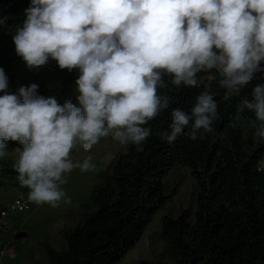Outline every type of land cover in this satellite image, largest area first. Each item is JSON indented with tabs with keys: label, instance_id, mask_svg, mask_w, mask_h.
Masks as SVG:
<instances>
[{
	"label": "clouds",
	"instance_id": "obj_1",
	"mask_svg": "<svg viewBox=\"0 0 264 264\" xmlns=\"http://www.w3.org/2000/svg\"><path fill=\"white\" fill-rule=\"evenodd\" d=\"M24 16L12 40L29 70L50 58L79 70L80 107L40 95L36 83L10 92L0 67V159L7 141L20 142L17 179L38 205L57 207L66 197L62 177L94 167L91 157L70 160L77 142L89 151L110 134L125 145L148 140L147 125L172 102L158 91L168 87L165 76L175 88L195 87L199 72L216 69L220 87L237 95L257 73L264 79V0H31ZM245 109L255 114L254 137L264 140V82L241 99L237 112ZM218 118L214 97L201 93L190 114L172 108L157 135L171 144L190 127L191 139L203 138Z\"/></svg>",
	"mask_w": 264,
	"mask_h": 264
},
{
	"label": "trees",
	"instance_id": "obj_2",
	"mask_svg": "<svg viewBox=\"0 0 264 264\" xmlns=\"http://www.w3.org/2000/svg\"><path fill=\"white\" fill-rule=\"evenodd\" d=\"M31 0H0V67L20 59L12 37L22 26L24 9ZM79 70H61L52 60L51 82L39 88L43 96H55L80 107L76 97ZM257 73L239 95L222 88L218 70L197 74L195 87L171 86L158 90L172 97L168 110L147 125L152 134L142 146L128 143L99 175L89 200L81 206L75 227L59 230L65 248L56 249L46 237L44 249L51 264H118L143 237L157 213L177 193L166 183L178 167H188L200 192L195 212L184 210L177 218L165 216L162 240L174 264H264V140L254 137L250 123L255 114L237 112L241 99L251 98ZM171 89V91H169ZM210 93L219 118L211 133L191 139L185 134L169 144L157 135L168 129L172 108L191 113L197 95ZM7 155L0 159V188H13L29 196L14 168L13 154L22 145L7 141ZM139 147V150H138Z\"/></svg>",
	"mask_w": 264,
	"mask_h": 264
},
{
	"label": "rangeland",
	"instance_id": "obj_3",
	"mask_svg": "<svg viewBox=\"0 0 264 264\" xmlns=\"http://www.w3.org/2000/svg\"><path fill=\"white\" fill-rule=\"evenodd\" d=\"M2 68L9 79L10 92H16L22 85L36 83L41 88L51 82V58L46 66H41L38 70H29L21 57ZM127 149V144H121L111 134L102 137L89 151H85L77 142L70 153V160L74 165H79L91 157L94 167L88 171L74 167L62 177L66 183L60 187L66 193V197L57 207L49 204L38 205L31 201L29 196L19 195L13 188H0V209L15 199H24L29 206L24 212L14 213L6 227L0 223V264H51L43 240L48 237L56 249L65 248L59 230L65 226L75 227L78 224L81 206L89 200L93 187L99 182L100 173L108 168L118 153L126 152ZM19 155V150L13 154L16 161ZM166 183L172 190L177 188V193L157 213L138 244L118 264H174L167 253V244L161 236L163 218L165 216L177 218L187 209L195 212L200 188L188 167L175 169L168 176ZM21 231H25L27 236L18 240L16 235Z\"/></svg>",
	"mask_w": 264,
	"mask_h": 264
},
{
	"label": "built area",
	"instance_id": "obj_4",
	"mask_svg": "<svg viewBox=\"0 0 264 264\" xmlns=\"http://www.w3.org/2000/svg\"><path fill=\"white\" fill-rule=\"evenodd\" d=\"M29 208L27 201L24 199H15L6 204L0 209V223L2 226H7L10 222V217L17 212H24Z\"/></svg>",
	"mask_w": 264,
	"mask_h": 264
},
{
	"label": "water",
	"instance_id": "obj_5",
	"mask_svg": "<svg viewBox=\"0 0 264 264\" xmlns=\"http://www.w3.org/2000/svg\"><path fill=\"white\" fill-rule=\"evenodd\" d=\"M27 236V233L25 231H21L16 235V239H22Z\"/></svg>",
	"mask_w": 264,
	"mask_h": 264
},
{
	"label": "crops",
	"instance_id": "obj_6",
	"mask_svg": "<svg viewBox=\"0 0 264 264\" xmlns=\"http://www.w3.org/2000/svg\"><path fill=\"white\" fill-rule=\"evenodd\" d=\"M19 195H23V194L19 193Z\"/></svg>",
	"mask_w": 264,
	"mask_h": 264
}]
</instances>
